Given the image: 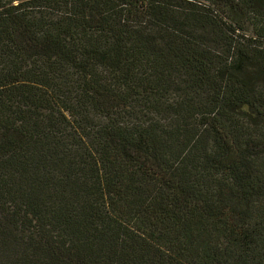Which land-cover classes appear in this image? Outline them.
<instances>
[{
  "label": "trees",
  "instance_id": "1",
  "mask_svg": "<svg viewBox=\"0 0 264 264\" xmlns=\"http://www.w3.org/2000/svg\"><path fill=\"white\" fill-rule=\"evenodd\" d=\"M0 264H264V0H0Z\"/></svg>",
  "mask_w": 264,
  "mask_h": 264
}]
</instances>
